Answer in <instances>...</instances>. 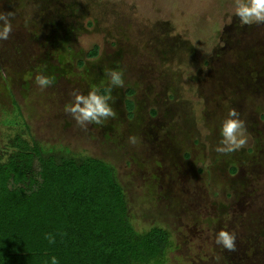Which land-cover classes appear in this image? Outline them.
Listing matches in <instances>:
<instances>
[{
	"label": "rangeland",
	"instance_id": "obj_1",
	"mask_svg": "<svg viewBox=\"0 0 264 264\" xmlns=\"http://www.w3.org/2000/svg\"><path fill=\"white\" fill-rule=\"evenodd\" d=\"M234 4L0 0V13L13 14L0 41V161L37 145L59 163L105 162L134 235L168 232L148 264H264V23L241 24ZM41 68L55 77L44 90L34 82ZM109 69L124 72L110 101L117 115L81 127L65 105L105 91ZM230 108L249 140L222 154ZM221 230L235 234L234 250L216 243Z\"/></svg>",
	"mask_w": 264,
	"mask_h": 264
},
{
	"label": "trees",
	"instance_id": "obj_2",
	"mask_svg": "<svg viewBox=\"0 0 264 264\" xmlns=\"http://www.w3.org/2000/svg\"><path fill=\"white\" fill-rule=\"evenodd\" d=\"M126 213L124 190L101 160L59 163L35 145L0 161V264H50L53 255L59 264H148L164 252L168 232L136 237Z\"/></svg>",
	"mask_w": 264,
	"mask_h": 264
},
{
	"label": "clouds",
	"instance_id": "obj_3",
	"mask_svg": "<svg viewBox=\"0 0 264 264\" xmlns=\"http://www.w3.org/2000/svg\"><path fill=\"white\" fill-rule=\"evenodd\" d=\"M12 13H0V41L9 40L13 31V25L9 16ZM234 15L239 18L241 24L251 25L253 23H264V0H235ZM108 87L101 92L99 88H91L87 94L74 93L73 100L65 105V111L70 113L77 124L87 127L88 124H103L109 117L115 118L117 113L110 101L114 102L112 96L113 88L125 86L124 72L122 69H109L106 72ZM35 84L41 90L47 89L55 82V77L45 74L41 68L35 76ZM221 139L215 146V151L222 154H229L244 148L249 140L246 124L240 118V113L230 108L220 126ZM132 144L137 143V137L129 136ZM49 244L55 243V237L48 233L45 235ZM235 234L221 230L216 236V243L223 245L228 250L235 248ZM50 264H59V259L53 255Z\"/></svg>",
	"mask_w": 264,
	"mask_h": 264
},
{
	"label": "flooded vegetation",
	"instance_id": "obj_4",
	"mask_svg": "<svg viewBox=\"0 0 264 264\" xmlns=\"http://www.w3.org/2000/svg\"><path fill=\"white\" fill-rule=\"evenodd\" d=\"M160 228V227H159ZM162 229H164V228H162ZM166 230V229H165ZM168 243V242H167Z\"/></svg>",
	"mask_w": 264,
	"mask_h": 264
}]
</instances>
